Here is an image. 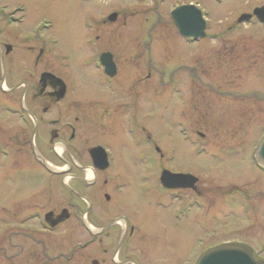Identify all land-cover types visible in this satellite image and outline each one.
<instances>
[{
	"label": "flooded vegetation",
	"instance_id": "flooded-vegetation-1",
	"mask_svg": "<svg viewBox=\"0 0 264 264\" xmlns=\"http://www.w3.org/2000/svg\"><path fill=\"white\" fill-rule=\"evenodd\" d=\"M187 4L195 3L177 6ZM105 19L109 21L105 16L85 24L91 29L86 45L96 46L97 54L85 60L86 67L82 61L76 64L87 70L86 82L93 84V87H80L76 76L67 70V57L54 47L57 39L39 28L40 25L49 28L50 20L44 16L37 21L29 20L28 7L23 2L0 0V173L5 183L16 182V190L23 184L26 190L14 208H3L2 220L10 217L12 223L0 227V240L11 245V257L16 264L25 249L29 260L33 255L40 256L38 261L33 257L32 264H67V261L72 264H168V254L178 262L181 229L182 233L189 231L185 225L180 229L179 221L189 218L194 208L210 210L213 216L217 212L220 216L235 214V207L242 212L249 211L252 197L248 190L237 183L218 186L188 168L171 167L174 147L165 152L139 126L134 112H130L134 104L127 100L129 87L124 80L126 70L129 71L125 65L129 58L117 55L116 49L99 48L96 30L100 22L105 24ZM212 36L221 37V34ZM182 41L189 45L197 42L185 38ZM102 54H108L113 65L111 73H106L100 63ZM176 78L174 75L158 84V97L162 100L167 95L170 101L187 97L183 100L189 101V114L174 122V129L190 153L194 156L207 153L209 146H214L226 158L240 156L238 142L213 145L196 128L192 114L195 85ZM135 80L143 83L142 78ZM101 87L103 90L98 89ZM125 139L132 147H138L132 162L142 163L155 155L151 161L156 170L155 184H152L156 192L155 206L164 214L154 231L140 226L129 211L116 207L117 201L120 202L118 191L127 182L113 168L121 154L116 156L110 143H117L123 149ZM92 149L96 150L94 157L90 154ZM249 154L252 165L264 175V169L254 160L253 151ZM165 170L183 177L166 186L161 181ZM146 175L142 173L140 181L144 182ZM24 195L38 198L39 203H26ZM256 235L253 242L243 238L224 239L213 245L211 238L206 241L197 237L198 243L208 245L197 253L194 236L191 243L181 239L184 250L180 258L187 264H196L205 250L236 242L248 246L254 259L264 263V233L257 245L254 242L259 236ZM156 246L163 249L158 261L145 257L146 250Z\"/></svg>",
	"mask_w": 264,
	"mask_h": 264
},
{
	"label": "rangeland",
	"instance_id": "rangeland-1",
	"mask_svg": "<svg viewBox=\"0 0 264 264\" xmlns=\"http://www.w3.org/2000/svg\"><path fill=\"white\" fill-rule=\"evenodd\" d=\"M5 1L23 2L28 7L29 20L37 21L41 16L50 20L49 28L41 25L39 28L57 39L54 47L67 57V70L76 76L80 87H93V84L86 82L84 72L87 70L77 63L82 61L86 67L85 60L97 54L96 46L90 48L86 45L91 29L85 24L116 12L115 21L105 19V24L100 22L97 32H93L99 34L100 50L116 49L117 55L129 58L125 64L129 71L126 70L124 80L129 87L127 100L134 104L130 112H134L139 126L149 132L152 141L165 152L174 147V159L169 163L171 167L188 168L218 186L237 183L251 193L249 211L242 212L235 207V214L230 212L227 216H220L217 212L213 216L214 212L210 210L194 208L189 218H182L180 229L185 225L189 231L188 234L182 233L181 229L180 261L164 253V258L166 255L170 257L168 264H187L180 258L184 250L181 239L191 243L193 236L196 238V253L208 246L198 243L197 237L206 241L211 238L213 245L224 239L243 238L253 242L258 234L259 239L254 242L257 245L264 233V175L252 165L249 153L254 151L264 132V26L254 19L242 23H237L236 19L242 13H251L255 7L264 5V0ZM185 2L198 4L206 19L205 37L190 45L182 41L169 16L172 7ZM214 33L221 34V37L212 36ZM174 75L176 79L185 80L186 84L192 82L195 85V110L192 114L196 128L202 130L213 145L238 142L240 156L226 158L214 146H209L207 153L195 156L190 153L174 129V122L189 114V101L183 100L187 97L173 101L167 95L162 100L158 97V84L169 81ZM139 78L143 83H136L135 79ZM98 89L103 90L102 87ZM117 125L118 122L114 128L115 135L119 134ZM120 126L123 129L124 122ZM124 143L123 149L117 143H110L116 156L119 152L121 154L113 168L127 182L125 188L118 191L120 196L117 200L120 202L117 201L116 207L129 211L140 226L154 231L161 220L159 217L164 214L155 206L156 192L152 184H155L156 170L151 164L155 155L143 159L142 163H134L132 160L138 147H132L126 139ZM142 173H147L144 182L140 181ZM25 191L23 184L16 190V182L5 183L0 173V227L12 223L10 217L2 220L3 208H14ZM22 197H26V203H39L38 198L31 195ZM162 250L157 246L153 250L147 249L145 257L158 261ZM12 254L11 245L0 240V264H16ZM29 257L26 249L23 250L17 264H32L33 257L35 261L40 260L37 255L30 260ZM67 264L72 262L67 261Z\"/></svg>",
	"mask_w": 264,
	"mask_h": 264
},
{
	"label": "water",
	"instance_id": "water-1",
	"mask_svg": "<svg viewBox=\"0 0 264 264\" xmlns=\"http://www.w3.org/2000/svg\"><path fill=\"white\" fill-rule=\"evenodd\" d=\"M252 14L264 24V5L253 9ZM252 14H242L238 18V22H244L251 18ZM172 23L178 33L183 37H191L193 39L201 38L205 35L206 22L202 12L195 5H182L174 8L170 12ZM116 13L108 16L109 21H115ZM101 64L105 67L106 73H111L112 63L109 61L108 54H102L100 57ZM95 149L90 151L94 157ZM254 159L256 163L264 168V134L259 140L255 150ZM183 175L172 174L165 170L161 174V181L166 186H172L175 179L181 178ZM192 180L195 177L191 176ZM54 224V222H52ZM196 264H264L255 260L252 256L251 249L241 243L228 242L209 248L202 252L197 258Z\"/></svg>",
	"mask_w": 264,
	"mask_h": 264
}]
</instances>
